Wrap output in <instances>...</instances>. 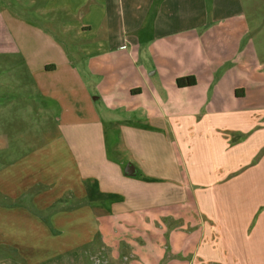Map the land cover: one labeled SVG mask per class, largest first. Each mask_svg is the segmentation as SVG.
<instances>
[{
    "label": "crops",
    "instance_id": "crops-1",
    "mask_svg": "<svg viewBox=\"0 0 264 264\" xmlns=\"http://www.w3.org/2000/svg\"><path fill=\"white\" fill-rule=\"evenodd\" d=\"M28 2L27 18L6 8L0 17L18 39L13 44L47 111L60 121V148L43 150L66 153L57 161L76 197L86 181L104 196L99 205L63 213L62 246H124L134 262L154 264L164 232L172 242L167 264H264V59L243 10L255 2ZM22 26L40 37L41 49H21ZM185 75L195 83L177 87L174 79ZM100 106L122 117L101 115ZM173 114L205 126L220 155L205 167L187 162L181 120L165 119ZM104 116L114 132L109 147ZM31 160L2 170L0 200L9 201L0 207L2 241L15 245L24 227L30 246L32 238L33 246L52 250L54 236L37 234L40 224L50 232L45 224L26 212L23 219H35L21 220L15 177Z\"/></svg>",
    "mask_w": 264,
    "mask_h": 264
},
{
    "label": "rangeland",
    "instance_id": "rangeland-1",
    "mask_svg": "<svg viewBox=\"0 0 264 264\" xmlns=\"http://www.w3.org/2000/svg\"><path fill=\"white\" fill-rule=\"evenodd\" d=\"M29 0H0V10L6 8L10 12H18L24 18L29 16L31 10ZM255 3H247L248 7H243L249 21V36L257 49L260 57L264 59V0H252ZM15 2V3H13ZM21 2V3H18ZM236 8V4L234 5ZM23 12V13H22ZM1 13V11H0ZM38 11L36 10V14ZM39 14V13H38ZM40 15V14H39ZM42 17V15H40ZM2 17V16H1ZM0 17V176L5 166L10 165V172L13 171V163L18 168L26 158H34L30 163L22 165L15 181L19 182L21 189V220L26 222L36 218L37 223L45 224L50 232L43 231L40 224V231L37 230L38 237L49 240L50 234L54 236L56 246L51 250V246L36 245L31 246L25 234L28 230L22 227L19 233L20 241L7 244L2 241V228L0 227V264H138L134 262V255L127 252L126 248L98 247L93 252L85 251V248L66 249L62 246L64 233L62 227L68 223V218L64 212L71 211L78 207L99 205L104 200V196L94 192L90 197L87 196V188L91 186V181L84 184V195L76 197L68 187L67 177L58 165L57 159L66 156L63 151L46 152L43 150L45 145H52L59 149V126L54 114L47 111L48 100L35 89L27 73L22 57L19 56L17 46L18 39L10 34V25L2 24ZM8 26V28H7ZM9 31V33H8ZM21 49H41L43 47L39 36L32 35L25 27L18 28ZM13 40V41H12ZM28 60V57H26ZM100 108L101 115H116L118 119L122 117L119 109L104 110ZM201 114H197L199 117ZM165 117L173 125L176 119H180L181 141L186 143L190 152L185 153L187 162L200 164L205 167L210 158H216L220 153L212 143L210 134L205 126L196 125L194 119H184L178 115ZM183 118V119H181ZM175 119V120H172ZM116 120V119H115ZM173 121V122H171ZM104 133L106 144L109 147L114 139V132L105 116L103 117ZM151 125V123L149 122ZM146 125L153 128V125ZM212 147V148H210ZM35 153V157L32 155ZM109 155H114L113 151H108ZM62 161V160H61ZM203 171V170H200ZM6 190L12 192V183ZM11 190V191H10ZM76 191V189H73ZM7 196V194H6ZM72 196L76 201L72 200ZM9 201L0 200V207H7ZM30 211V212H29ZM32 214L33 216H27ZM54 215L51 223L50 218ZM72 216L71 218H73ZM52 220V219H51ZM39 221V222H38ZM41 221V222H40ZM1 226V224H0ZM51 228V229H50ZM166 229L169 227L166 226ZM39 231V232H38ZM46 234V235H45ZM144 238L149 241L153 237L146 234ZM58 237L56 239V237ZM161 243L158 246L159 257L154 264H167L172 259L171 239L164 232L162 233ZM3 242V243H2ZM33 246V247H32ZM103 246V245H102ZM88 249V248H86ZM87 254H86V253ZM185 260L186 255L179 256ZM133 260V261H132Z\"/></svg>",
    "mask_w": 264,
    "mask_h": 264
},
{
    "label": "trees",
    "instance_id": "trees-1",
    "mask_svg": "<svg viewBox=\"0 0 264 264\" xmlns=\"http://www.w3.org/2000/svg\"><path fill=\"white\" fill-rule=\"evenodd\" d=\"M174 82H175V85L177 87H182V86L193 85L195 83V79L192 75H185V76L176 77L174 79ZM238 90H240V89L234 90V93L236 95H237ZM86 191H87V196H89V197L91 195H93L94 192L101 194L100 192H98L95 182H92L91 186L89 188H87Z\"/></svg>",
    "mask_w": 264,
    "mask_h": 264
},
{
    "label": "water",
    "instance_id": "water-1",
    "mask_svg": "<svg viewBox=\"0 0 264 264\" xmlns=\"http://www.w3.org/2000/svg\"><path fill=\"white\" fill-rule=\"evenodd\" d=\"M129 170H130V169H129V168H127V169H126V173H130V171H129Z\"/></svg>",
    "mask_w": 264,
    "mask_h": 264
}]
</instances>
